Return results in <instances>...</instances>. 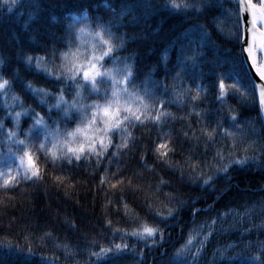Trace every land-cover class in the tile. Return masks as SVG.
I'll return each mask as SVG.
<instances>
[{"label": "snow or ice", "instance_id": "snow-or-ice-1", "mask_svg": "<svg viewBox=\"0 0 264 264\" xmlns=\"http://www.w3.org/2000/svg\"><path fill=\"white\" fill-rule=\"evenodd\" d=\"M25 2L30 9L25 31L30 34L24 39L30 48L42 49L45 54L32 55L17 48L14 62L21 65L25 73L32 75L33 80L27 81L20 75L21 68L11 67L12 56L0 59L3 66L0 68V93L7 98L15 83L25 96L41 107L43 114L30 104L25 106V101L15 93H12L11 99L19 101V111H12V105L5 99V116L0 117V157L3 161L0 164V189L9 190L22 182L41 179V154L45 163L50 160L53 165L60 162L64 166L79 163L93 155L99 164L110 151L111 157H115L120 149L136 142L132 130L149 123L152 127L161 126L172 115L165 111V107L171 105L172 97L178 103L189 98V115L194 114L201 125L199 135L194 129L193 136L198 140L203 138L206 152L209 146L215 149L202 164L191 162V156L186 158L189 167L187 178L191 184L198 185L201 192L208 189L216 193L213 204L206 205L209 211L229 196L235 187L231 173L243 170L264 156V136L251 139L256 136L255 128L250 133L246 131L237 123L240 113L232 105H227V100L233 98L256 110L258 115L264 114V0H259L258 4L253 0H227L228 8L223 6L225 0H165L162 5H155L152 0H79L66 10L56 25L41 24L36 28H32L29 21L40 12L42 0ZM0 6L12 9L21 5L18 0H0ZM161 9L166 10L175 21L166 29L174 35L148 67L135 52H127L126 45L137 40L146 42L149 36H129L121 29L136 27ZM213 11L217 14L211 16L209 23L216 35L232 44V48L222 51L213 33L198 22L201 16ZM126 17L129 18L127 22ZM176 17L182 19L176 20ZM186 23L185 28L183 25ZM53 27L56 31L52 30ZM16 43H20V38ZM169 48L175 53L174 57ZM121 52L126 54L120 55ZM160 72L164 75L155 79ZM5 73L8 78H5ZM41 76L48 82V87L34 83ZM208 76L212 77L211 86L217 93L216 103L226 105L230 113L226 126L222 122L223 108L219 110L220 118L214 123L209 117L215 113L197 110L201 92H207L202 81ZM169 79L171 84L166 83ZM185 79L194 85L195 95H191L192 88L182 86ZM53 88L56 90L52 91ZM21 117L31 120L23 131ZM6 119L11 120V127L7 130L4 127ZM205 120L209 126H204ZM261 131L264 132V128ZM184 135L187 137L188 134ZM117 136L120 142L114 144ZM218 139L224 143L217 144ZM238 139L243 145L240 150L243 154L234 151ZM169 143L165 140L156 144L154 152L158 154V160L163 159L165 164L173 167L167 157L175 149ZM113 147L115 151H112ZM249 150L252 155H248ZM176 166L181 168L183 180V166L179 162ZM261 170H264V164H261ZM100 179L103 184L105 177L102 175ZM216 181H220L223 187L217 190ZM160 184L164 181L161 180ZM209 185L212 186L210 189ZM156 191H160L159 187ZM165 196L167 202H162L163 207L155 208L152 199L145 197L147 219L126 212L133 226L127 230L113 229L114 233H121L122 242L109 241L111 246H100L94 251L92 248L96 241L93 240L88 248L89 257L98 260L108 256L119 258L128 252L136 254V243L129 247V243L125 242L128 237L144 242L149 248H159V256L163 257L168 247L165 231L170 226L169 221L175 223L179 212L191 208L193 226L189 228L187 238L175 248L174 253L162 260V264H200V257L211 236L231 234L237 225H241L239 236L223 244L218 242L213 255L225 256L229 249L238 248L239 252L233 251V256L245 257L247 264H264V239L244 238L245 234L251 236L252 229L264 231V197L251 205L246 201L235 208L227 207L226 211H218L211 221L205 218L197 224L194 217L202 210L192 205L199 202L200 196H190L188 200L180 194L165 193ZM228 216L233 219L228 227H224ZM257 217L260 223H252ZM245 221L250 224L249 228L242 227ZM106 223L111 226V221ZM7 247L26 249L28 255L33 253L31 243H9ZM193 247L196 251H192ZM63 248L66 257L76 255L67 245ZM138 255L144 258V249ZM175 257L183 259L177 262ZM226 260H232V256H227ZM88 264L96 262L90 260ZM138 264H146V260L141 259Z\"/></svg>", "mask_w": 264, "mask_h": 264}, {"label": "trees", "instance_id": "trees-1", "mask_svg": "<svg viewBox=\"0 0 264 264\" xmlns=\"http://www.w3.org/2000/svg\"><path fill=\"white\" fill-rule=\"evenodd\" d=\"M78 2L79 0H42L40 12L29 21V24L32 28L41 24L56 25L65 15L66 10ZM164 2L165 0H152L155 5H162ZM253 2L258 4L259 0H253ZM18 3L21 6L12 9L0 6V59L12 56L11 67L21 68L20 75L27 81L33 80L32 75L25 73L22 66L14 62L17 48L31 52L32 55H44L45 53L42 49L30 48L26 43L24 37L30 33L25 31V20L30 9L26 6L25 0H18ZM223 6L224 8L229 7L227 0ZM216 14V11H213L201 16L198 22L213 33V38L221 45L223 51L232 48L233 45L217 36L213 25L209 23L211 16ZM220 18L223 19V17ZM127 19L129 18L126 17L125 22ZM179 19L182 17H176V20ZM174 22L170 14L161 9L158 13H152L138 26L121 29L129 36H149L146 42L137 40L127 44V52H135L141 62L150 67L155 62L160 49L164 48L171 36L174 35V32L166 31L168 25ZM183 27L186 28L187 23ZM52 30L56 31V28L53 27ZM17 38H20L19 44L16 43ZM169 52L174 57L175 53L171 48H169ZM119 54L125 55L126 53ZM209 57H211V53H209ZM2 67L0 65V68ZM205 72H207V68ZM163 75L164 73L160 72L155 79H160ZM5 78H8L6 73ZM211 80L212 77L208 76L202 81L207 92H201V102L198 103L197 110L215 113L214 116L209 117L214 123L217 118H220L219 110L223 108L222 122L226 126L230 113L226 105L222 106L216 103L217 93L211 86ZM34 83L37 86H49L42 76L36 78ZM166 83L171 84L172 81L169 79ZM226 83L230 84L232 81ZM177 84L179 85V82ZM182 86L192 88L191 95L196 94L194 85L187 79ZM55 90V88L52 89V91ZM169 92H171V88H169ZM12 93L20 96L25 101V106L30 104L36 111L43 114L41 107L25 96L21 88L14 83L7 98L0 93V117L5 116L3 108L5 99L8 104L12 105V111H19V101H12ZM68 98L71 99L70 96ZM171 99L172 103L165 107V111L172 115L163 121L161 126L152 127L149 123L145 127L132 130L136 142L129 144L126 149H120L115 157H111L110 151L99 164L93 155L79 163L74 162L71 166H64L60 162L53 165L50 160L45 163L41 154L40 166L43 170L41 179L22 182L9 190L0 189V264H88L90 260L95 261L96 264H138L141 259H145L146 264H152V261H155V264H162V260L174 253L175 248L187 238L188 230L193 226L191 208L179 212L175 223L169 221L170 226L165 231L168 247L164 250L163 257L159 256V248H149L144 242L135 241L131 237H128L125 242L129 243V247L132 243H136V254L128 252L119 258L108 256L97 260L96 257H89L88 248L93 240L96 241L95 247L92 248L94 251L98 250L100 246H111L109 241L121 243V233H114L113 229L127 230L133 226L126 212L132 215L138 214L141 219H147L145 197L152 199L155 208L163 207V203L167 202L165 193L180 194L185 200H188L190 196H200L199 202L192 205V207L202 210L194 217L197 224L205 218L211 221L218 211H226L227 207L235 208L244 205L246 201L248 205H251L253 201L264 197V191H261V188H264V170H261L264 156H260L258 161L245 166L243 170L231 173L235 185L232 192L217 202L211 211L206 208V205L213 204L216 193L208 191V189L201 192L198 185L191 184L187 178L189 167L186 158L191 156V162H201L202 164L203 161L211 157L215 149L209 146L206 152L203 138L198 140L193 136L194 129L199 135L201 125L197 123V117L194 114L189 115V98L179 103L175 97ZM227 105H232L240 113L237 123L241 124L246 131L250 133L253 127L255 128L256 136L250 137L251 139L264 136V132L261 131L264 128L261 114L258 115L256 110L238 103L237 99L229 98ZM29 123H31L29 118L21 117V131L27 128ZM72 126L69 125V127ZM204 126H209L207 120H205ZM4 127L5 130L11 127L10 119L5 120ZM185 133L188 134L187 137L184 135ZM165 140H168L169 146L175 149L167 157L173 167L165 164L163 159L158 160V154L154 152L156 144ZM119 142L120 137L117 136L114 144ZM221 143L224 141L218 139L217 144ZM242 147L243 145L238 139L234 151L237 154H243L240 151ZM115 150L113 147L112 151ZM248 155H252L251 150ZM141 156L144 157L143 161H141ZM177 162L183 166L185 173L183 180L181 179V168L176 166ZM2 163V157H0V164ZM149 165H151L150 168ZM199 170L197 169V171ZM102 175L105 177L103 184L100 179ZM57 177H61V179L57 180ZM161 180L164 181V184H160ZM215 184L217 190L223 187L220 181H216ZM157 187L160 189L159 192L156 191ZM211 187V185L208 186L209 189ZM125 205H127V209ZM240 210L242 211L243 208L241 207ZM232 219V216H228L223 226L228 227ZM106 221H111V226ZM252 223L259 224L260 218H255ZM242 227L249 228L250 224L245 221ZM240 228L241 225H237L231 234L211 236L210 242L206 244L203 255L200 257V264H214V262L219 264L221 261H225L226 264H247L245 257L233 256V251L239 252L238 248L229 249L225 256L213 255V249L217 243L223 244L226 241L235 240L240 234ZM257 237L264 239V231L252 229L251 236L245 234L244 238L255 240ZM9 243L12 245L31 243L33 253L28 255L26 249L23 248L9 249L7 247ZM58 244L61 247H57ZM63 245L73 249L76 255L66 257ZM141 249L145 251L144 258L138 255ZM192 251H196L195 247ZM227 256H232V260L227 261ZM175 259L179 262L183 257H175Z\"/></svg>", "mask_w": 264, "mask_h": 264}, {"label": "water", "instance_id": "water-1", "mask_svg": "<svg viewBox=\"0 0 264 264\" xmlns=\"http://www.w3.org/2000/svg\"><path fill=\"white\" fill-rule=\"evenodd\" d=\"M261 118L263 120V125H264V114H261Z\"/></svg>", "mask_w": 264, "mask_h": 264}]
</instances>
